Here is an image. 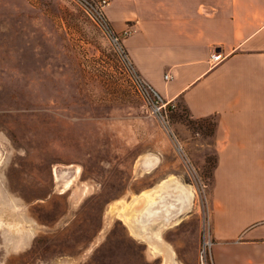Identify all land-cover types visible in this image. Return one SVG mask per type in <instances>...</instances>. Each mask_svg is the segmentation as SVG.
<instances>
[{"label": "rangeland", "instance_id": "rangeland-1", "mask_svg": "<svg viewBox=\"0 0 264 264\" xmlns=\"http://www.w3.org/2000/svg\"><path fill=\"white\" fill-rule=\"evenodd\" d=\"M230 3L197 0L195 13L212 17ZM168 120L170 137L71 0H0V264H163L118 214L124 200L172 171L192 188L196 214L160 233L182 240L175 264H199L202 216L211 236L215 159L203 129L214 120L194 121L180 107Z\"/></svg>", "mask_w": 264, "mask_h": 264}, {"label": "crops", "instance_id": "crops-1", "mask_svg": "<svg viewBox=\"0 0 264 264\" xmlns=\"http://www.w3.org/2000/svg\"><path fill=\"white\" fill-rule=\"evenodd\" d=\"M106 1L112 30L132 32L123 45L140 77L190 119L214 120L212 264H264V0H231L212 17L196 16L197 0ZM214 53L221 61L211 65ZM170 200L177 213L169 224L194 218L195 196L181 172L140 189L121 211L139 210L130 226L123 223L129 236L145 244L157 238L176 261L182 240L160 233Z\"/></svg>", "mask_w": 264, "mask_h": 264}, {"label": "built area", "instance_id": "built-area-1", "mask_svg": "<svg viewBox=\"0 0 264 264\" xmlns=\"http://www.w3.org/2000/svg\"><path fill=\"white\" fill-rule=\"evenodd\" d=\"M78 7H80L86 15H88L93 22L95 23L98 30L108 41L113 54L118 59L121 68L123 69L127 80L133 89L134 93L139 97V99L145 105L147 111L151 115V117L158 124L160 129L168 136H172L170 128H169V113L172 109H174V105L172 103L165 102L159 93L151 87L148 83H146L136 71L130 57L128 56L123 41L131 35V30L126 29L120 34L115 33L110 27L104 11L108 6V2L106 0H71ZM221 61V56L219 54H213L210 56L211 65H216ZM164 80H169V76L165 75ZM174 152L180 158L181 163L185 167V174L187 177H191V181L196 183V179L193 174L192 166L187 162V159L184 157L182 147L175 141L173 143ZM198 180V179H197ZM199 183V181H198ZM197 183V184H198ZM196 184V190H197ZM205 186L202 184L198 187V195L199 198L204 196ZM201 232H202V240H201V248L199 251V264H206V257L211 256V249L213 246V242L210 236V224L208 221L204 219L202 216L201 222Z\"/></svg>", "mask_w": 264, "mask_h": 264}, {"label": "bare ground", "instance_id": "bare-ground-1", "mask_svg": "<svg viewBox=\"0 0 264 264\" xmlns=\"http://www.w3.org/2000/svg\"><path fill=\"white\" fill-rule=\"evenodd\" d=\"M41 123V122H40ZM45 124V123H44ZM39 126V125H38ZM59 133V132H57ZM12 145V144H11ZM104 169V168H103ZM90 182V181H89ZM173 198V197H172ZM174 201V200H173ZM172 200L169 201V203H167L165 205L166 210L164 211V214L162 216L163 220L165 221V223H169L170 221L173 220V218L175 217L176 213H177V206L176 204L172 203ZM146 202V201H145ZM153 209V208H152ZM180 211V210H179ZM190 211V210H189ZM137 212V214H135L134 216H136V219L139 218L138 216V212L139 210H136L135 213ZM182 212V211H181ZM124 213V212H123ZM123 213L121 212L120 214H118L120 216V219L123 221V223H125L126 225L130 226V222L129 219L132 220L133 217V210L132 213L129 214L128 210L126 212L125 215H123ZM149 213V212H147ZM147 216V215H146ZM151 217V216H150ZM77 221V220H76ZM135 221V220H133ZM152 225V224H151ZM150 225V226H151ZM145 228V227H144ZM155 233V232H154ZM132 234H134L136 237L139 236V234L136 231H132ZM149 241V240H148ZM149 245L151 247H153V249H156L158 251H160L162 253L163 256V264H175V262L173 261V254L171 249L166 246L164 243L160 242L157 238H153L151 241H149ZM64 253V252H63ZM59 254V253H58ZM56 255V254H55Z\"/></svg>", "mask_w": 264, "mask_h": 264}, {"label": "trees", "instance_id": "trees-1", "mask_svg": "<svg viewBox=\"0 0 264 264\" xmlns=\"http://www.w3.org/2000/svg\"><path fill=\"white\" fill-rule=\"evenodd\" d=\"M175 109H172L171 111H170V113L172 112V111H174ZM201 121V120H200ZM213 125H212V128H210V129H207V127L206 128H204L203 129V131H204V133H208L207 135H209L210 137H212V135H213V130H214V123H212ZM215 155V154H214ZM215 165H216V156H215V159H214V161H213V164H212V167H211V173H210V175H211V177H212V172H213V169H214V167H215Z\"/></svg>", "mask_w": 264, "mask_h": 264}]
</instances>
